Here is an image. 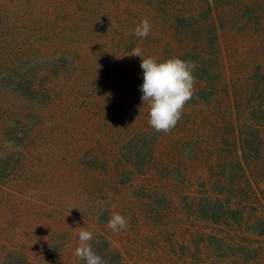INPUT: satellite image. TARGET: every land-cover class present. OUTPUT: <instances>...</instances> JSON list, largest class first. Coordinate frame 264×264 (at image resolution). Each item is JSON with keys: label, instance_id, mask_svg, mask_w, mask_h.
Segmentation results:
<instances>
[{"label": "trees", "instance_id": "obj_1", "mask_svg": "<svg viewBox=\"0 0 264 264\" xmlns=\"http://www.w3.org/2000/svg\"><path fill=\"white\" fill-rule=\"evenodd\" d=\"M133 1L139 11L132 15L116 13L121 24L120 48L127 49L129 38L136 37L133 32L137 25L124 27L128 19L140 18L141 22L148 17L152 25L148 37L160 31L167 36L162 43L137 37L138 47L146 48V57L161 61L173 57L191 61L197 83L194 98L187 105L214 106L218 113H228L225 128L238 143L233 168L227 171L220 167L223 176L214 196L204 194L197 201L195 213L213 226L198 235L199 258L206 245L224 264H264V215H249V203L238 195L245 183V196L253 197V178L264 177V60L258 58L229 72L223 49V33L228 32V26L250 23L246 28H259L264 36V0ZM83 6L97 14L106 11L105 5L99 7L93 0H0V264L35 263L30 257L32 248L8 236L18 235L24 228L34 233L31 226H42L43 211L49 212L45 206L42 209L41 198L45 192L55 197L58 175L55 169L53 174L39 167L36 159L43 155L41 143L52 141L50 136L61 130L55 122L48 125L47 121L64 118L72 105H82L86 91L77 94L74 87H97L98 100L95 95L87 97L92 104L84 108L100 107L108 117L105 106L127 102L130 113L132 105H143L140 57L138 70L128 78L108 68L106 55L99 52L98 38L84 45L77 40L83 30L88 31L85 25L71 23L72 33H66L65 26ZM100 32L97 30L96 35ZM159 44L165 54L155 51ZM89 52L92 55L84 54ZM63 103L68 104L65 109ZM55 107L60 111H51ZM150 132L143 129L123 144V152L130 154V166L143 169L154 163L150 157L147 163V154L143 155V150L150 149ZM141 159L147 164L142 165ZM117 169L113 179L128 182L124 178L133 173L132 169L122 170L120 164ZM102 185L99 180L89 188L102 190ZM55 242L53 235L50 245Z\"/></svg>", "mask_w": 264, "mask_h": 264}, {"label": "rangeland", "instance_id": "obj_2", "mask_svg": "<svg viewBox=\"0 0 264 264\" xmlns=\"http://www.w3.org/2000/svg\"><path fill=\"white\" fill-rule=\"evenodd\" d=\"M93 1L99 3V7L105 5L106 11L99 9L97 14L89 6L79 7L64 29L71 34V23L85 25L89 32L83 30L77 40L84 45L98 38L99 52L106 55L108 68L131 78L140 61L139 57L128 55L138 47L140 40L129 38L127 49L120 48L121 24L116 13L121 11L126 15L130 12L132 15L139 7L133 0ZM139 23L140 18L130 17L124 27ZM249 24L228 26V32L223 33L229 72L258 58L264 60V36L259 34V28H246ZM97 30L101 31L99 35H96ZM166 36L160 31L147 40L162 43ZM155 51L166 52L160 44ZM143 52L147 54L146 48ZM84 54L92 55L90 52ZM74 90L77 94L86 91L82 105H72L65 119L47 121L48 125L55 122L61 130L50 136L52 141L41 143L39 149L43 155L36 159L39 167L52 173L55 169L58 175L55 197L45 192L41 198L42 209L45 206L49 212L43 211L42 226H31L34 233L24 228L22 233L8 236L9 239L31 247L30 257L35 260L34 264H85L73 255L81 227L94 233L90 243L108 264H224L223 259L206 245L200 250L199 258L198 235L211 231L213 226L202 222L195 210L201 196L215 192L223 176L221 165L224 170L232 169L233 159L238 156V143L225 128L229 120L224 116L228 113H218L214 106L187 105L182 119L171 132H156L148 124L147 105H132L130 113L127 102L105 106L110 114L108 117L100 107L84 108L92 104V99L87 97L95 95L98 100L97 87L83 90L75 86ZM71 95L73 97L74 93ZM103 95L106 97L105 93ZM62 105L65 109L68 104ZM54 110L60 111L58 107L51 109ZM209 115L213 117L204 118ZM143 129L151 131L150 149L145 152L142 149L143 155L147 154L146 161L149 157L155 161L148 166L151 160L145 164L141 159V164L146 165L142 169L128 164L130 154L123 152V144ZM118 164L122 170L133 171L126 173L124 179L128 182L124 184L112 177L118 172ZM99 180L103 183L102 190L89 188ZM253 180L256 194L248 199L243 183L238 195L244 203H249L246 208L249 215H264V177L257 175ZM113 212L127 218V230L113 232L107 227ZM53 235L56 242L50 245ZM221 235L228 234L222 232ZM236 240H241V236H236Z\"/></svg>", "mask_w": 264, "mask_h": 264}, {"label": "clouds", "instance_id": "obj_3", "mask_svg": "<svg viewBox=\"0 0 264 264\" xmlns=\"http://www.w3.org/2000/svg\"><path fill=\"white\" fill-rule=\"evenodd\" d=\"M151 29L152 25L145 18L135 27L134 35L141 39L147 38ZM128 56L141 58V99L143 105L147 104L148 107L149 126L156 132H171L182 119L186 105L194 98L197 83L195 65L179 57L163 61L154 56L146 57L140 47L134 48ZM107 227L113 232H120L127 230L129 224L125 216L113 212ZM93 239L94 233L81 227L73 255L85 264H108L106 259L94 251L90 243Z\"/></svg>", "mask_w": 264, "mask_h": 264}]
</instances>
